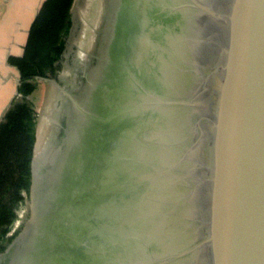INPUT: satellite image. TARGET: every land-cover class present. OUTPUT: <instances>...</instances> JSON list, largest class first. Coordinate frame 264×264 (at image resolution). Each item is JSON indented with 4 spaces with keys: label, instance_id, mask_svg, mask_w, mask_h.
<instances>
[{
    "label": "water",
    "instance_id": "obj_1",
    "mask_svg": "<svg viewBox=\"0 0 264 264\" xmlns=\"http://www.w3.org/2000/svg\"><path fill=\"white\" fill-rule=\"evenodd\" d=\"M117 10L12 264H264V0Z\"/></svg>",
    "mask_w": 264,
    "mask_h": 264
},
{
    "label": "trees",
    "instance_id": "obj_2",
    "mask_svg": "<svg viewBox=\"0 0 264 264\" xmlns=\"http://www.w3.org/2000/svg\"><path fill=\"white\" fill-rule=\"evenodd\" d=\"M74 2L44 0L30 27L23 55L9 58L19 71L21 97L13 100L0 120V253L18 231L8 235L32 185L36 112L28 96L35 91L37 79H56L74 27Z\"/></svg>",
    "mask_w": 264,
    "mask_h": 264
},
{
    "label": "rangeland",
    "instance_id": "obj_3",
    "mask_svg": "<svg viewBox=\"0 0 264 264\" xmlns=\"http://www.w3.org/2000/svg\"><path fill=\"white\" fill-rule=\"evenodd\" d=\"M104 8V0H75L72 12L76 26L74 31L70 34V40L68 43L70 47L68 54L69 59L66 61L62 60L59 63L60 67L56 79H37V87L35 91L28 96V99L32 101L34 105V110L36 112V143L33 155L37 149V131L42 129L43 133L41 140L42 143L39 142L40 145L38 147L40 155L42 156L40 159L42 160L40 164L41 167L38 169V178L42 175V170L46 166L48 158L50 157L51 152H49V149L54 145L53 142L56 133L55 127L58 122L57 116L59 103L64 99L62 90L65 87H63L62 82H65L66 86L72 84L76 74L78 61L84 60L86 58L85 56L93 50L100 29V24H102L104 19ZM46 125L48 127H46ZM48 130L50 131V134ZM47 139L48 145L46 146L47 143L45 141ZM35 171L37 170L35 169ZM29 193H31V191ZM27 197L29 199V195ZM22 208L25 210V204ZM5 251L6 249L0 253V255H2L0 258V264H5L6 262L8 253L5 255Z\"/></svg>",
    "mask_w": 264,
    "mask_h": 264
},
{
    "label": "flooded vegetation",
    "instance_id": "obj_4",
    "mask_svg": "<svg viewBox=\"0 0 264 264\" xmlns=\"http://www.w3.org/2000/svg\"><path fill=\"white\" fill-rule=\"evenodd\" d=\"M104 5L105 15L102 24H100V29L97 34L96 43L93 50L85 56L86 58L84 60L78 61L76 74L72 84L66 86L65 82H62L63 87H65L62 90L64 99L59 103L57 116L58 122L56 123V133L53 142L54 145L49 149L51 154L48 158L46 166L42 170L41 177L44 175V173H47V171L52 172L54 170L62 154L67 152V143H75L74 139H76V131L80 133V135H84V133L87 131V129L80 130L81 123L83 127L84 123L83 119L81 121L82 117L75 105L77 104L83 108L88 105L85 98H87L88 92L92 88V83H95L99 78L98 73L102 65L103 54L108 40L112 17L115 11H118L117 9L119 0H104ZM73 21L74 27L72 28V32L76 26L74 17ZM69 40L70 36L67 39L68 52H66L64 55V60L67 58L70 51V47L68 45ZM20 230L21 229L17 231L12 242L17 237V235L20 234ZM14 247L15 246H13L12 243L11 251L6 248V251L8 252L5 251V255H7V253L8 255L5 264H12L15 255L19 257L17 254L18 249Z\"/></svg>",
    "mask_w": 264,
    "mask_h": 264
},
{
    "label": "crops",
    "instance_id": "obj_5",
    "mask_svg": "<svg viewBox=\"0 0 264 264\" xmlns=\"http://www.w3.org/2000/svg\"><path fill=\"white\" fill-rule=\"evenodd\" d=\"M43 1L0 0V120L19 93V71L9 58L23 55L30 27Z\"/></svg>",
    "mask_w": 264,
    "mask_h": 264
},
{
    "label": "built area",
    "instance_id": "obj_6",
    "mask_svg": "<svg viewBox=\"0 0 264 264\" xmlns=\"http://www.w3.org/2000/svg\"><path fill=\"white\" fill-rule=\"evenodd\" d=\"M21 94L18 93L16 98H20ZM24 202L22 203V205L19 207V209L17 210V214H16V219L10 229V231L8 232V235H13L17 230L20 229V227L22 226L26 215H27V211H28V197L24 196ZM25 204V210H23L22 206Z\"/></svg>",
    "mask_w": 264,
    "mask_h": 264
},
{
    "label": "bare ground",
    "instance_id": "obj_7",
    "mask_svg": "<svg viewBox=\"0 0 264 264\" xmlns=\"http://www.w3.org/2000/svg\"><path fill=\"white\" fill-rule=\"evenodd\" d=\"M49 123V122H48ZM46 127H48L47 125H46ZM51 130V129H50ZM49 131V130H48ZM45 132V131H44ZM46 133H48V132H46ZM49 134H50V131H49ZM37 149L35 150V153H34V155H33V160H32V168H33V171H34V175L36 176H38V169H40V164H41V161L42 160H40L41 158H42V156L40 155V150L38 149V147H39V145H40V143H42L41 142V140H42V137H43V133H42V129H39L38 131H37ZM47 141H48V139L45 141L46 143H47ZM40 142V143H39ZM36 143V142H35ZM45 143V144H46ZM48 145V143L46 144V146ZM46 146H45V148H46ZM45 150V149H44ZM35 169L37 170V171H35ZM40 173V172H39ZM2 257V255H0V258Z\"/></svg>",
    "mask_w": 264,
    "mask_h": 264
}]
</instances>
